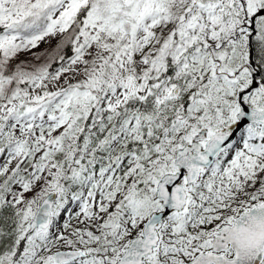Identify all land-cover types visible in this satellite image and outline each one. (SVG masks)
<instances>
[{"label":"snow or ice","instance_id":"snow-or-ice-1","mask_svg":"<svg viewBox=\"0 0 264 264\" xmlns=\"http://www.w3.org/2000/svg\"><path fill=\"white\" fill-rule=\"evenodd\" d=\"M0 264H264V0H0Z\"/></svg>","mask_w":264,"mask_h":264}]
</instances>
